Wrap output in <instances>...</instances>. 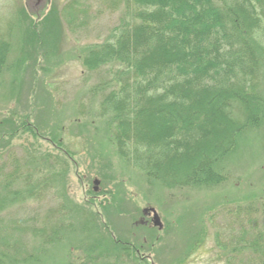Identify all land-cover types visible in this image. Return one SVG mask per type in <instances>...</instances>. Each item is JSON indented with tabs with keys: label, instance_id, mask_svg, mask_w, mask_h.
Here are the masks:
<instances>
[{
	"label": "trees",
	"instance_id": "16d2710c",
	"mask_svg": "<svg viewBox=\"0 0 264 264\" xmlns=\"http://www.w3.org/2000/svg\"><path fill=\"white\" fill-rule=\"evenodd\" d=\"M126 2L131 17L128 28L115 27L104 43L88 45L80 56L89 71L109 68L110 74L115 73L109 82L93 88L106 91L103 88L107 85L109 89L97 115L105 122L106 134L124 164L141 172L150 183L168 190L222 184L226 177L219 163L236 149L243 131L264 120L260 91L264 0ZM80 12L79 0H72L60 15L73 22ZM32 20L29 14V23ZM55 40L54 31L47 42L54 44ZM9 51L7 42L0 45V75L18 68L9 66ZM49 53L47 50V57ZM29 54L32 62L28 70L35 75L41 59L39 52ZM28 117L24 116L22 127L34 133ZM19 162L9 152L0 164V264L40 258L46 251L49 256L55 245L61 248L66 242L73 249L84 241L91 244L84 249L83 257L75 253V262L63 263L61 258L56 262V255H50L47 264H99L111 253L118 257L132 255L137 264H144L125 239L95 237L98 225L94 224L95 231H91L93 222L86 217L84 205L78 208L83 223L77 228L78 223L68 225L64 216L79 219L78 205L73 207L74 215L66 207L57 208L55 215L25 206L6 211L7 203L27 202V198L38 201L47 185L43 177L32 176L33 171L40 170V163L33 162V171H29L27 161ZM22 177L32 186L16 185ZM98 204L104 207L106 201ZM254 204L227 212L236 217L237 225L242 224L239 236L226 237V230L223 235L215 233L220 250L226 251L230 242L231 252L237 254L227 255V264H264V204L259 211L254 210ZM111 208L117 215L126 212L121 204ZM259 212L260 217L252 216ZM47 215L54 216L52 222ZM77 233L83 237H73ZM24 236L37 240L34 248L22 240Z\"/></svg>",
	"mask_w": 264,
	"mask_h": 264
},
{
	"label": "rangeland",
	"instance_id": "374dc122",
	"mask_svg": "<svg viewBox=\"0 0 264 264\" xmlns=\"http://www.w3.org/2000/svg\"><path fill=\"white\" fill-rule=\"evenodd\" d=\"M71 1L0 0V42L10 47L9 66L18 67L15 72L9 68L0 75V164L9 152L20 159L19 164L27 161L29 171H33V162L40 163V170L33 171L32 176L43 177L47 184L38 201L27 198V202L7 203L6 211L25 206L27 210L40 208L44 214L47 210V214L50 211L55 215L57 208L66 207L74 215L73 207L78 205L79 219L64 216L68 225L78 223L73 226L77 228L83 223L82 210L78 208L84 205L86 217L93 222L91 231H95L94 224L98 225L95 237L125 239L144 264H227V255L237 254L231 252L230 242L226 251L220 250L215 233L223 235L226 230V237H237L242 225L236 224V217L228 210H244L255 203L254 210L259 211L264 204V120L243 131L236 149L219 163L226 177L222 184L168 190L148 182L141 172L119 158L106 134L105 122L97 116L101 99L109 89L107 85L103 88L106 91L93 88L109 82L115 73L110 74L109 68L89 71L80 58L88 45L104 43L115 27L128 28L131 17L127 2L79 0L83 12L77 14V20L68 22L60 12ZM54 31L55 43H48ZM30 52H39L41 59L36 76L28 70ZM261 56L260 91L264 99V49ZM25 115L34 133L22 127ZM95 180L99 183L95 184ZM19 184L32 186L24 177L16 183ZM98 201L106 204L102 207ZM119 204L126 212L117 215L111 207ZM145 208L156 209L162 229L153 223L152 215L144 212ZM48 218L52 222L54 216ZM75 236L83 237L80 233ZM22 240L33 248L37 241L30 236ZM88 244L91 243L78 242L71 249L64 242L61 248L55 245L48 255H56V262L60 258L63 263L75 262L74 256L83 257ZM49 256L46 251L40 258L20 260L18 264H32V260L47 264ZM118 256L111 253L99 264L138 263L132 255Z\"/></svg>",
	"mask_w": 264,
	"mask_h": 264
},
{
	"label": "water",
	"instance_id": "95a60500",
	"mask_svg": "<svg viewBox=\"0 0 264 264\" xmlns=\"http://www.w3.org/2000/svg\"><path fill=\"white\" fill-rule=\"evenodd\" d=\"M98 183H99V181L95 180V184H98ZM148 211L153 212V223L156 226L161 228L163 226V224H162L161 218H160L159 214L157 213V211L154 208L145 209V212H148Z\"/></svg>",
	"mask_w": 264,
	"mask_h": 264
}]
</instances>
